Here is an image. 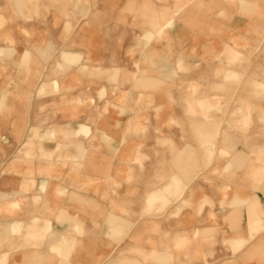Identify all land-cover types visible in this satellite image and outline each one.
I'll use <instances>...</instances> for the list:
<instances>
[{
  "label": "rangeland",
  "instance_id": "obj_1",
  "mask_svg": "<svg viewBox=\"0 0 264 264\" xmlns=\"http://www.w3.org/2000/svg\"><path fill=\"white\" fill-rule=\"evenodd\" d=\"M65 3L68 28L181 25L201 44L181 49L157 105H120L147 124L119 144L89 142L77 159L73 146L33 143L58 140L57 129L46 139L42 128H23L18 144L0 129V264H264V0ZM6 5L11 0H0V13ZM54 75L35 77L38 97L59 93ZM91 78L101 96L114 83ZM96 99L85 93V111ZM108 99L119 104L109 97L103 111L85 112V126L122 119L123 112L108 113ZM48 118L35 114L33 125ZM51 120L60 122L59 114ZM125 150L131 156L122 159ZM95 153L112 160H94ZM53 236L64 245H52Z\"/></svg>",
  "mask_w": 264,
  "mask_h": 264
},
{
  "label": "crops",
  "instance_id": "obj_2",
  "mask_svg": "<svg viewBox=\"0 0 264 264\" xmlns=\"http://www.w3.org/2000/svg\"><path fill=\"white\" fill-rule=\"evenodd\" d=\"M67 8L65 0H11L10 7L8 5L2 7L0 129L7 130V139L14 144L20 143L16 138L23 128H42L44 130L40 133V137L46 139L49 138L45 136L48 130L57 129L58 140L47 141L43 138V141L33 143L73 146L70 149L74 153H71L78 159L85 155L83 147L89 142L93 145L119 144L127 139V130L132 129L133 126L144 127L147 121L141 118L145 116L131 119L128 110L122 109L120 105L128 103L136 107L137 101L143 103L148 100L156 104V100L163 97L164 81H174V78L167 74L178 65L181 49L196 51L198 46L195 44L201 43L195 35L185 34L189 31L181 25L163 28V24L155 23H145L138 27L110 23L100 26L95 23L77 22L74 27L68 28L63 15ZM7 10L10 12L11 21L7 19L9 17ZM52 65H54L53 69ZM41 66L44 77L54 72V76L59 79V93L53 94V98L49 95L37 96L35 77L42 71ZM85 75L88 79L91 75V80L93 77H100L114 83L105 85L102 96L97 95L93 91L94 84L86 82ZM131 84L134 85V89L128 94L127 90L130 89ZM27 92L31 94L28 102L25 100ZM85 93L99 97L95 100V107L92 110L85 111L83 101ZM171 95L178 94L172 92ZM109 97L116 98L119 104H114L108 99L106 105L108 113L120 115L123 112L120 117L122 119L97 121L94 119V124L85 126L83 122L85 112L103 111L104 100ZM141 106L138 111L145 112L146 109ZM27 107L30 109L28 110ZM134 110L137 111L136 108ZM26 111L30 113L29 120L24 119L23 114ZM41 113L50 119L48 118L44 125H33L35 120L33 121L32 117L35 114L40 117ZM55 113L59 114L60 122H52V115L56 116ZM151 123L154 124L152 127L158 128V123L162 122L154 120ZM84 127L93 130L90 136L83 135L81 130ZM89 137L91 141H87ZM124 143L136 144L133 141ZM65 149L67 151L69 148ZM127 152L123 151L122 159L131 156L130 153L126 154ZM100 156L102 155L99 153L96 157L95 153L93 159L112 160L109 156L108 158ZM145 156L141 154L142 159ZM93 170L102 171L98 175H103L106 168L104 165H98L93 166ZM17 184L19 183H16L15 187H18ZM240 202L234 199V203ZM249 208L251 209V206ZM11 228L16 229V226ZM52 245L62 247L63 238L53 236Z\"/></svg>",
  "mask_w": 264,
  "mask_h": 264
}]
</instances>
